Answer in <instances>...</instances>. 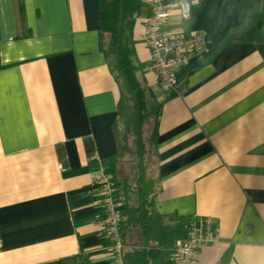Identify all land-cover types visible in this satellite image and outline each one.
<instances>
[{"label":"crops","instance_id":"1","mask_svg":"<svg viewBox=\"0 0 264 264\" xmlns=\"http://www.w3.org/2000/svg\"><path fill=\"white\" fill-rule=\"evenodd\" d=\"M148 12L141 0L134 56L159 105L162 228L209 216L219 240L192 264H264V0L171 8L164 36H204L178 93L150 66ZM102 16L98 0H0V264H110L94 174L118 151L120 87Z\"/></svg>","mask_w":264,"mask_h":264},{"label":"trees","instance_id":"2","mask_svg":"<svg viewBox=\"0 0 264 264\" xmlns=\"http://www.w3.org/2000/svg\"><path fill=\"white\" fill-rule=\"evenodd\" d=\"M98 3L103 12L99 24L102 48L108 56L112 71L116 72L120 100L124 98L128 102L123 111L120 103L118 104V117L114 127L118 151L104 167L114 179L122 205L120 226L122 240L126 244L123 264H159L161 256H169L175 235H181L182 231H164L162 219L154 206V197L159 189L155 143L158 104L152 108L155 119L150 137L156 165L155 177L149 171L148 158L144 157L145 150L140 141L141 125L148 112V99L151 100L153 96L138 76L139 65L134 56L133 27L141 0H98ZM229 39L230 37L223 42ZM195 67L193 62H189L180 69L177 73L178 81ZM120 124L125 134L133 133L138 145L134 151L135 159L129 164L128 173L119 169L118 165L123 148Z\"/></svg>","mask_w":264,"mask_h":264},{"label":"built area","instance_id":"3","mask_svg":"<svg viewBox=\"0 0 264 264\" xmlns=\"http://www.w3.org/2000/svg\"><path fill=\"white\" fill-rule=\"evenodd\" d=\"M142 1L149 8L142 39L149 49L150 66L161 88L178 93L180 81L177 73L191 61L194 53L203 44L204 36L203 33L194 31L164 36L161 27L170 16L172 7H178L181 19L188 20L191 6L198 0H178L175 3L167 0ZM94 183L97 187L104 238L108 242L110 264H123L126 244L122 240L120 226L122 205L114 179L102 167L95 172ZM219 236V229L211 217H195L183 228L181 235L174 239L169 264H192L199 248L217 242Z\"/></svg>","mask_w":264,"mask_h":264},{"label":"rangeland","instance_id":"4","mask_svg":"<svg viewBox=\"0 0 264 264\" xmlns=\"http://www.w3.org/2000/svg\"><path fill=\"white\" fill-rule=\"evenodd\" d=\"M120 108L123 111V109L128 105V102L126 99H121L119 102ZM157 105V102L155 100L148 99V112L146 114V117L144 119L143 124L141 125L140 129V141L144 146V157L148 158V164L150 165L149 171L155 177V158L153 155V149L151 146V133L153 130L154 125V119H155V112L152 108H155ZM124 107V108H123ZM120 133H121V143H122V151H121V157H119V169H122V171H125L128 173L129 164L133 163L134 161V151L137 149L138 145L135 141V136L133 133L125 134L122 125L120 124L119 127Z\"/></svg>","mask_w":264,"mask_h":264}]
</instances>
